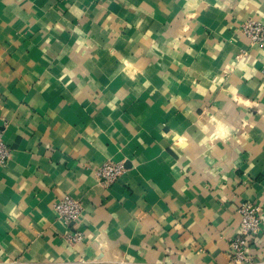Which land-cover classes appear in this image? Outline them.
Masks as SVG:
<instances>
[{
	"label": "crops",
	"instance_id": "crops-1",
	"mask_svg": "<svg viewBox=\"0 0 264 264\" xmlns=\"http://www.w3.org/2000/svg\"><path fill=\"white\" fill-rule=\"evenodd\" d=\"M250 17L264 0H0V264H234L240 205L264 207ZM249 251L264 264V214Z\"/></svg>",
	"mask_w": 264,
	"mask_h": 264
},
{
	"label": "built area",
	"instance_id": "built-area-1",
	"mask_svg": "<svg viewBox=\"0 0 264 264\" xmlns=\"http://www.w3.org/2000/svg\"><path fill=\"white\" fill-rule=\"evenodd\" d=\"M239 30L247 35L254 45H264V23L252 17L244 20L239 25ZM246 50L242 49L236 54V60L246 56ZM12 155L10 145L0 135V167H5ZM125 167L123 162L108 161L97 170V175L107 183H113L119 179ZM84 204L80 199L66 194L56 199L54 211L67 222H77L84 211ZM240 225L238 231L230 241L231 259L234 264H257L250 255L251 245L259 237L262 230L264 207L254 201H244L239 207ZM84 235L80 231L70 233V241L82 240Z\"/></svg>",
	"mask_w": 264,
	"mask_h": 264
}]
</instances>
